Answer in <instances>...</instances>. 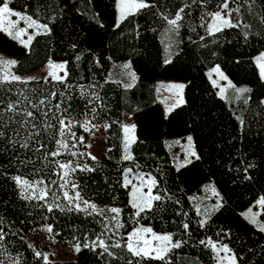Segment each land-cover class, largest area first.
Listing matches in <instances>:
<instances>
[{
    "label": "trees",
    "instance_id": "obj_1",
    "mask_svg": "<svg viewBox=\"0 0 264 264\" xmlns=\"http://www.w3.org/2000/svg\"><path fill=\"white\" fill-rule=\"evenodd\" d=\"M115 1L10 2V8L49 29L34 33L27 48L0 31V52L17 62L13 73L36 71L50 60L62 61L65 73L62 81L0 79V132L5 134L0 136V227L7 234L0 258L6 264H44L29 245L34 246L32 232L48 225L54 239L80 247L73 259H49L48 264H127L129 259L136 264L139 258L123 248L110 247L115 256L100 255L102 249H94L93 242L102 233L109 245L121 237L126 240L131 229L143 225L173 234V242L181 241V247L168 252L165 261L144 258L140 264H214L212 248L201 240L227 245L235 264H264V232L242 215L256 198L264 197V78L254 61L264 51V0H234L229 7L239 8L230 17L235 27L212 34L206 28L207 13L217 11L221 0H147L152 7L128 13L119 26ZM180 8L185 11L177 29L162 17L172 19ZM120 61H128L136 74L131 87L107 79L111 65ZM215 66L231 83L227 97L218 93L208 75ZM160 79L184 85L183 103L167 117L155 97ZM9 105L15 110L8 111ZM26 111L35 119L26 117ZM123 113L131 115L134 124L130 160L122 158ZM57 118L73 121L75 135L86 121L105 124L107 154L92 160L82 151L73 156L59 148L56 141L70 133L60 134ZM183 136L192 137L199 159L191 157L190 163L175 167L166 141ZM25 143L29 147L21 146ZM58 148L59 156L47 155ZM53 161L94 169H71L68 176L83 198L122 210L119 220L124 227L117 235L100 213L67 210L59 188L61 169ZM127 168L154 178L153 194L158 190L164 195L141 217L133 215L130 188L122 186ZM16 175L44 180L50 189L47 203L22 199ZM206 182L215 187L219 206L201 225L191 195ZM48 205L53 211H47ZM184 223L189 224L187 230Z\"/></svg>",
    "mask_w": 264,
    "mask_h": 264
},
{
    "label": "snow or ice",
    "instance_id": "obj_2",
    "mask_svg": "<svg viewBox=\"0 0 264 264\" xmlns=\"http://www.w3.org/2000/svg\"><path fill=\"white\" fill-rule=\"evenodd\" d=\"M10 2L11 0H0V31L6 32L12 39L16 40L19 39L20 42L24 45L25 48L28 47L31 40L33 39V36L31 34L27 33L28 28H36L37 30L43 29L45 32L49 31L47 25L39 24L37 21L33 20L30 16H27L24 13L17 12L10 8ZM234 2V0H221V3L217 5V11L215 12H209L207 13V16L210 17L209 22L206 25V28L209 32V34H212L214 31H221L224 27H235V25L231 22V15L234 11H239V8L231 9L229 7L230 3ZM116 6L119 11V16L117 18V26H119L120 20L124 18L125 10L128 12L133 11H139L145 8L152 7L151 4L147 2V0H116ZM187 7V5H185ZM185 8H180L177 10L175 17L172 19H169L167 16H163L162 19L166 21V23L173 28H179V21L183 19L182 13H184ZM10 17H17L18 19L13 21L9 19ZM204 19V17H202ZM20 21H24L26 24L25 28H18L15 32L13 29H17V26L19 25ZM22 35H27L28 39L27 42H25L23 39H21ZM79 59V57H77ZM261 59H264V57H261ZM168 61L166 60L165 63ZM17 62L15 60H4L0 59V66L3 67H9L12 65H15ZM51 68H63V64H53L50 62L49 65ZM125 67H128V65H125ZM260 71L261 74L264 75V64L260 65ZM8 73H5L4 77L0 79H8ZM49 75L57 80L62 81L63 77H58L55 72L49 73ZM47 79V77L45 78ZM133 79H135V76L133 74ZM11 80H21V77L11 75ZM127 87H131V85H127ZM170 87H174L177 89H182L184 85H171ZM241 91H246L244 89H241ZM55 95V94H53ZM92 101H90L91 103ZM41 104L44 103V101L40 102ZM180 103H183L182 100H177L176 103L169 106L166 109V117L168 113H171L173 108L178 106ZM57 108L60 107V105H56ZM8 111H14V107L12 105L8 106ZM93 112H95V108L92 109ZM26 117H31L32 119H35V116L33 112L26 111L24 113ZM45 116L48 115L47 112L44 113ZM56 118V117H54ZM60 124V134L63 135L65 130H67L74 140H76L75 133L71 132V128L73 126V121L68 120L67 122L65 119H59ZM27 122V121H26ZM87 123L85 122V129L87 130ZM243 123V122H241ZM35 127V125H33ZM47 127H54L51 124H48ZM134 128V126H132ZM131 131V129L128 126L124 127V132L128 133ZM39 133H36L38 135ZM5 135L3 132H0V136ZM127 139V138H126ZM79 143L83 142V137H80L78 139ZM56 144L59 146V148H63L65 150L69 149V144L66 140H57ZM188 144L189 146L192 145V137H188ZM22 147H29L27 143L21 145ZM44 145H41V148H43ZM72 147H75V144H72ZM127 147V144H126ZM59 148L56 151H51L47 155L51 157L59 156L61 153L59 151ZM40 149H36V151H39ZM73 156L77 155V153L72 152ZM92 160H95L96 157L91 156V154H88ZM188 156L195 157L196 159H199V156L195 152V150H190L188 155L185 157L184 162L179 166H184V164L190 163L191 160L188 159ZM124 160H130L132 157L128 154H126L123 157ZM55 162V161H53ZM57 166L60 169H68L72 168L73 171L76 169H79L80 171H94L93 168H90L87 164L85 165H79L77 164L75 168L72 166V162H67L60 164L58 162ZM132 169L128 168L125 169L123 172V187L128 188L131 185V191H130V206L131 208L135 209L134 216L135 217H141V213L150 212L153 209L154 202H160L164 199V195H162L158 190L155 194H153V189L157 188V181L154 178L149 177L148 183H145L144 177H137L140 181L139 184H133L132 180L129 179V175L132 173ZM245 172H247V168L244 169ZM68 173L64 172V183L59 185L60 189H65L69 181L66 179ZM14 182L16 183L17 187L21 189L20 196L24 200H40L45 201L47 203V196L50 192V189L47 187L45 182L43 180H37V181H28L26 179H23L19 176L13 177ZM41 185H44V187H40ZM147 188V191L145 192L143 189ZM78 188V185L75 183L72 184V189L75 190ZM31 190V191H29ZM215 194V193H214ZM63 199L68 202V211H73L74 209L77 211H86L88 208H91L94 212L96 211V206L94 204H91L90 202L83 200L81 197L79 191H74V195L70 196L68 191H63L62 193ZM166 195V194H165ZM55 198V197H54ZM77 201H80L83 203L84 208H81L80 203H77ZM257 205H259L261 208H264V197L260 198L257 202ZM219 205H217L218 207ZM56 207H59V205H56ZM64 209H61L63 211ZM47 211L51 212L53 211V206L48 205ZM109 212L115 214L111 217V220L115 221V224L113 225V236L117 235L119 233V230L124 227V225L120 222L119 216L121 213V209L112 207L108 209ZM101 215L103 213H100ZM251 214V216H249ZM197 215H201L199 207H197ZM245 216V219H248L250 223L257 225L259 228V231L264 232V223H259L256 219V216L260 215V213H252V209H248V213L243 214ZM2 220H0V224H2ZM201 225L205 223V221H200ZM182 227L187 230L189 228L188 223H184ZM46 231L51 233L53 231L51 226H47ZM7 234L3 231V228L0 227V246H2V242L5 239V236ZM104 234L102 233L101 236H97L96 241L93 242V247L102 249V252L100 255L107 254L109 256H115V253L109 251L111 248H123L126 250L128 254H130L131 257L139 258V260L136 261V264H140V260H143L144 258L149 259H155L160 261H165L168 252H170L172 249H177L181 247V241L176 240L173 242V234L171 233H155L152 228L150 227H136L134 228L130 233H128L126 240L121 237V240H123V244L121 243V240H116L113 244L109 245L105 242L104 239L101 237ZM111 239V237H109ZM200 244L206 245L210 248H212L213 251H216L217 254H219L220 251H223L225 253L229 252L230 249L227 245H221L220 248H217V244L211 240H201ZM88 245H85L87 247ZM29 247H32L34 250V255L37 258H42L44 264H48L49 258L48 254L41 253L40 251H35L34 246L29 245ZM76 251H80L79 245L76 247ZM3 256V253H0V257ZM232 264H235V257L231 258ZM0 264H6L5 259L0 258ZM8 264H19V260H10ZM127 264H133L132 259H129L127 261Z\"/></svg>",
    "mask_w": 264,
    "mask_h": 264
},
{
    "label": "rangeland",
    "instance_id": "obj_3",
    "mask_svg": "<svg viewBox=\"0 0 264 264\" xmlns=\"http://www.w3.org/2000/svg\"><path fill=\"white\" fill-rule=\"evenodd\" d=\"M16 11V10H15ZM20 12V11H17ZM22 13V12H21ZM130 12L125 10V15L124 17ZM28 16V15H27ZM119 16V11L116 6V1H115V22L117 23V18ZM9 19L15 21L18 18L17 17H10ZM33 19V18H32ZM34 20V19H33ZM36 21V20H35ZM39 23V22H38ZM40 24V23H39ZM26 24L24 21H20L19 25L17 26V29H13L15 32L18 30V28H25ZM43 29L37 30L36 28H28L27 33L31 34L33 36L34 33L40 32ZM6 33V32H5ZM7 34V33H6ZM8 35V34H7ZM21 39H23L25 42H27V35H22ZM19 40V39H17ZM20 41V40H19ZM261 57H264V51L260 52L254 57L255 64L257 65L259 75L261 78H264V75L261 74L260 71V65L264 64V59H261ZM0 59L4 60H14L12 57L7 56L3 53L0 52ZM50 62L53 64H63L64 63L60 60H50L47 63L43 65L42 68L38 69L37 71H32L30 73L26 74H15L12 71V66L9 67H3L0 66V78L4 77L5 73H8V79L11 80V75L19 76L21 77V80H27V79H44V78H51L49 73L55 72L58 77H63L65 70L63 68H51ZM125 65H128V67H125ZM133 74L135 76V79H133ZM212 83L215 85L218 93L221 96L227 97V91L231 86V83L225 78V75L221 70L218 68L210 71L208 73ZM107 79L113 80L118 82L120 85L127 87V85H133L134 82L136 81V74L130 65L128 61H120V62H115L111 65L110 71L108 73ZM183 85L182 81L178 80H170V79H161L156 81L155 83V97L160 103L163 112L166 113V109L176 103V101L182 100L183 101V88L182 89H177L174 87H170L171 85ZM264 102V99H263ZM124 114V119L122 122V128H123V151H122V158L128 154L132 157L131 152H130V145L132 141L134 140V126L133 120L131 115L127 113ZM128 126L131 131L128 133L124 132V127ZM76 140L73 139L71 134H65L63 136L62 140H66L67 143L69 144V151L78 153L79 151L84 152L85 154H91V156H94L96 158L105 156L107 154V141H106V125L103 123L96 124V125H87V130L85 127L82 128L81 132L77 135H75ZM80 137H83V142L79 143L77 142ZM188 137L189 136H183V137H176L172 138L166 141V148L169 152L170 158H171V163L177 167L181 165L185 157L188 155L190 150H193V145L189 146L188 144ZM127 138V139H126ZM72 144H75V147H72ZM127 144V147H126ZM89 156V155H88ZM191 156H188V159H190ZM69 161H64L63 163H67ZM72 162V166H75V163ZM72 168L68 169H61V179H62V184L64 183V172H67L69 175V171ZM128 169V168H127ZM67 175L66 179L69 181L67 184L66 188L63 189V191H68L69 195L72 196L74 195V191H77L76 189H72V182ZM19 176L23 179H26L30 182L32 181H37V180H42V179H29L21 175H16ZM15 176V177H16ZM137 177H144L145 183H148L149 177L148 175L142 174V173H135L132 171V173L129 175V179L132 180L133 184H139L140 181ZM44 181V180H43ZM124 182V180H123ZM46 184V183H45ZM40 187H44V185H41ZM18 191L19 194L21 192V189L19 187ZM130 191H131V185L129 186ZM145 192L147 191V188L145 187L143 189ZM31 191V190H29ZM130 191H129V201H130ZM215 193V194H214ZM82 197V196H81ZM83 198V197H82ZM262 197L256 198V200L246 207L242 211V215L248 213V209H252V213H260V215L256 216V219L259 223H264V208H261L259 205L256 204V202ZM83 200H86L90 202L91 204H94L96 206V212L98 213H103L102 215L106 218L107 222L109 223L110 227L113 229V225L115 224V221L111 220V217L115 214L111 213L108 211V209L115 207L113 205L109 204H104V203H96L93 201H90L88 199L83 198ZM191 201L194 204L196 210L197 207H199L201 215L200 219L204 220L219 204V195L213 186L212 183L206 182L204 183L199 190H196L192 193L191 195ZM68 203V202H67ZM77 203H80L81 208H84V205L82 202L77 201ZM92 210L91 208H88ZM244 216V215H243ZM251 216V214H249ZM245 217V216H244ZM248 220V219H247ZM249 221V220H248ZM255 225V224H254ZM48 225H43L36 230H34L31 234V240L32 243L35 247L36 251H40L41 253H46L48 254L49 259H56V260H71L74 258V254L76 253V245H67L63 244L56 239L52 237V235L46 231V227ZM257 227V225H255ZM136 227H147V226H141L138 225ZM134 227V228H136ZM133 228V229H134ZM133 229H131L128 233H130ZM127 233V235H128ZM159 234H163L161 232H155ZM126 235V238H127ZM215 242V241H213ZM217 244V248H220L221 243L215 242ZM215 255V263L214 264H232L231 258L234 257L232 252L229 251L227 253L220 251L219 254H217L216 251H213Z\"/></svg>",
    "mask_w": 264,
    "mask_h": 264
},
{
    "label": "crops",
    "instance_id": "obj_4",
    "mask_svg": "<svg viewBox=\"0 0 264 264\" xmlns=\"http://www.w3.org/2000/svg\"><path fill=\"white\" fill-rule=\"evenodd\" d=\"M39 68H40V67H39ZM39 68H38V69H39ZM41 68H42V67H41ZM216 68H218V67H217V66L213 67V68L211 69V71L214 70V69H216ZM34 71H35V70H34ZM36 71H37V69H36ZM160 80H161V79H160ZM170 80H171V79H170ZM157 81H158V80H157ZM123 119H124V114L122 115V122H123ZM141 226H143V225H141ZM147 227H148V226H147Z\"/></svg>",
    "mask_w": 264,
    "mask_h": 264
}]
</instances>
